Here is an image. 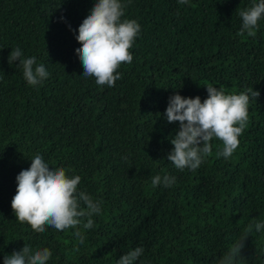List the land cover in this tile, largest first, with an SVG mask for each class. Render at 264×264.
Segmentation results:
<instances>
[{"label":"trees","instance_id":"obj_1","mask_svg":"<svg viewBox=\"0 0 264 264\" xmlns=\"http://www.w3.org/2000/svg\"><path fill=\"white\" fill-rule=\"evenodd\" d=\"M122 2V19L141 31L132 62L108 87L83 76L75 51L96 0H0V264L25 242L48 248L47 264H117L138 246L136 264H219L250 221L264 222V19L255 36L239 34V10L253 0ZM15 47L45 65L40 85L8 63ZM209 84L261 94L231 158L217 157L223 145L213 139L200 168L179 170L166 158L179 122L163 113L176 92L207 99ZM36 154L80 175L78 188L102 201L83 244L75 229L35 232L16 219V177ZM165 174L176 177L172 187L151 184ZM241 254L237 264H264V230H253Z\"/></svg>","mask_w":264,"mask_h":264},{"label":"clouds","instance_id":"obj_2","mask_svg":"<svg viewBox=\"0 0 264 264\" xmlns=\"http://www.w3.org/2000/svg\"><path fill=\"white\" fill-rule=\"evenodd\" d=\"M178 2L187 4L188 0ZM125 9L122 0H96L78 29L76 39L81 46L75 51L84 68L83 76L95 77L100 86H115L121 79L117 69L133 60L130 49L140 34L141 25L136 20L122 19ZM239 16L242 18L239 34L246 32L248 36H255L258 22L264 19V0H253L250 7L239 10ZM64 19L61 16V20ZM8 63L21 69L31 86H38L49 77L45 65L37 63L36 56L25 57L19 47L12 48ZM206 87L209 95L203 101L200 96L184 97L176 92L169 97L163 113L168 123L179 122V129L171 138L174 147L166 157L179 170L200 168L213 151V139L220 140L223 145L217 151V157L231 158L247 127L250 101H257L261 94L253 87L239 94H226L223 88L211 84ZM30 159V168L22 170L16 177L17 191L11 202L16 219L27 222L35 232H44L47 226L56 230L75 229L74 236L83 244L85 235L81 229L94 227L93 217L101 213L102 201L78 188L82 180L80 175H68L62 167H50L40 154ZM175 182L176 177L167 174L151 179L153 186L165 188L172 187ZM253 230H264V222L250 221L219 264H237L245 240ZM143 252L140 246L130 249L119 257L117 264H136ZM51 256L48 248L34 251L25 242L20 251L4 256V264H47Z\"/></svg>","mask_w":264,"mask_h":264}]
</instances>
